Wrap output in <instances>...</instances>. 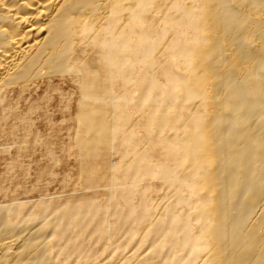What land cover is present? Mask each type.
Masks as SVG:
<instances>
[{"label":"bare ground","instance_id":"1","mask_svg":"<svg viewBox=\"0 0 264 264\" xmlns=\"http://www.w3.org/2000/svg\"><path fill=\"white\" fill-rule=\"evenodd\" d=\"M33 98L75 164L0 182V264H264V0H0V120Z\"/></svg>","mask_w":264,"mask_h":264},{"label":"rangeland","instance_id":"2","mask_svg":"<svg viewBox=\"0 0 264 264\" xmlns=\"http://www.w3.org/2000/svg\"><path fill=\"white\" fill-rule=\"evenodd\" d=\"M133 92L135 94L138 93L135 90H132V93ZM52 96L55 97V94H52ZM33 100H35V101H33ZM32 101L33 102L30 101V103L36 104L37 106H39V109H37L35 114H32V115L29 114V116H27V118H29V119H26L24 122H23V120L15 119V117L14 116L12 117L11 114L8 115L7 118L0 120V130H2V132L0 131V133H1L0 134V144L2 142L3 143L5 142L4 144L2 143L0 145V182L4 183V185H2L3 187L0 184V190H1V187H2V189L7 187L8 192H9V191H11L10 190L11 188H13L12 190H15L16 188H18L20 186L19 190H17V189L15 190L17 192L16 193L17 196L19 195L18 197L22 198V199L29 198V199L33 200V199H37L38 196H40V194H42V193L46 194V192H48V193L51 192L53 194V191H58V192H54V193H59L60 191H62V189H60V188H64L63 187L64 185L62 182L63 181L62 180L63 174L68 173V172L70 173L71 172L70 166H72L75 163H74V158L69 156V154H68V152H71L70 150H71L72 137H73V134L71 132H69V128L74 127V124L71 123L70 121H62V118L59 117L58 112L61 110L63 105L59 104L57 102V100L49 101L47 104L45 102H40L39 100L37 101L35 98H33ZM43 103H44V105H43ZM13 104L10 107L11 108L10 111L13 113H20V114L26 113L28 111L27 107H29V105H30V104H28V102L25 103L23 100H21L18 103V106H17V103H15V102ZM15 104H16V106H15ZM51 106H53V107H51ZM42 108H44L45 110L44 109L42 110ZM46 108H48V109L46 110ZM17 109H19V110H17ZM51 109L54 112L50 111ZM38 111H40L41 113L46 111L47 113L46 112L45 113H46V116L48 118L46 116L43 118V116H41L42 114H40V112H38ZM35 117L37 119H35ZM41 117H42V120L41 119L39 120L38 118H41ZM134 117H135V115H134ZM13 119H14V121H13ZM14 122H15V124H14ZM24 124H26V125H24ZM13 125L15 127H13ZM23 127H24V129H23ZM3 136H5V137H3ZM11 139H12V141H11ZM15 140H16V142H14ZM8 141H10V142H8ZM14 143H15V145H14ZM7 145H8V147H11V148L9 149L7 147ZM3 146H5V147H3ZM6 147L9 151L6 149ZM2 148H4V151L2 150ZM8 153L11 155H9ZM21 153L22 154L24 153V154L21 155ZM108 154H109V151L107 152V155ZM17 156H19L20 158L19 157L17 158ZM9 158L11 159V161L13 159L15 161L13 160L11 162L9 160ZM99 160H101V159H99ZM6 161H8V162L10 161L9 162L10 164H8V162H6ZM16 161H18V162H16ZM117 161H118L117 156H114L112 163L116 164ZM15 163L16 164L18 163V164L15 165ZM10 165L11 166L14 165V166L11 167ZM17 167H18V169H17ZM27 168L29 170H27ZM64 169H66V172H64ZM25 170H27V171H25ZM16 171H17V173H16ZM27 172H28V174H27ZM11 174H13L12 175L13 177L11 176ZM70 174H72V173H70ZM15 178H16V180H15ZM11 179H13V180H11ZM33 182L37 185L34 184L33 186H31V184ZM38 182H40V184H42V185L39 186ZM16 183H17V186H16ZM29 186H31V187H29ZM34 186H35V189H34ZM21 187L22 188L26 187V191L31 189L33 192L31 193V190H29L28 192H30V193L25 195V192H24L25 189H24V191L22 190L23 194L21 195V193H22ZM41 188H43V189H41ZM46 188L48 191L46 190ZM38 189H41V190H38ZM0 193H1L0 194V200L4 201L5 198H3L1 191H0ZM20 195H21V197H20Z\"/></svg>","mask_w":264,"mask_h":264}]
</instances>
